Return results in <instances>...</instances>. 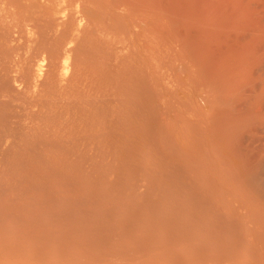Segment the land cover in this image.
<instances>
[{
    "label": "bare ground",
    "instance_id": "6f19581e",
    "mask_svg": "<svg viewBox=\"0 0 264 264\" xmlns=\"http://www.w3.org/2000/svg\"><path fill=\"white\" fill-rule=\"evenodd\" d=\"M0 264H264V0H0Z\"/></svg>",
    "mask_w": 264,
    "mask_h": 264
}]
</instances>
